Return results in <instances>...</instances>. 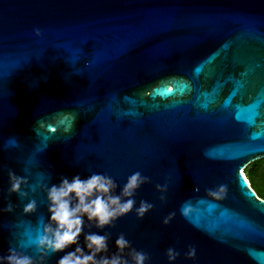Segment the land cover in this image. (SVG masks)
I'll return each mask as SVG.
<instances>
[{
	"label": "water",
	"instance_id": "obj_1",
	"mask_svg": "<svg viewBox=\"0 0 264 264\" xmlns=\"http://www.w3.org/2000/svg\"><path fill=\"white\" fill-rule=\"evenodd\" d=\"M261 158L264 0H0V209L8 170L28 179L0 212V255H36L41 184L99 172L122 186L139 171L137 206L154 207L105 229L110 251L123 233L150 264L169 247L175 264H264V199L244 173Z\"/></svg>",
	"mask_w": 264,
	"mask_h": 264
},
{
	"label": "clouds",
	"instance_id": "obj_2",
	"mask_svg": "<svg viewBox=\"0 0 264 264\" xmlns=\"http://www.w3.org/2000/svg\"><path fill=\"white\" fill-rule=\"evenodd\" d=\"M39 34V30H36V35ZM70 131L71 128L66 133ZM16 146L15 138H9L3 144L4 148ZM7 177L6 205L0 212L11 213L14 205L7 197L16 194L21 199H27L28 192L24 186L28 184V179L11 170H8ZM148 183L150 178L137 171L127 176L122 186L107 173L99 172L85 177L80 174L71 178L61 176L58 183L41 184L47 201L48 218L30 243L25 245L34 247L36 255L9 247L5 254L0 255V264H46L49 255L58 253L62 255L56 264H150L149 254L133 247L123 233L117 235L114 241L115 251H110V233L104 231L114 228L118 220L132 212H135L137 219H142L154 207L144 200H140L137 206L136 193ZM155 187L161 193L159 200L165 202L167 183ZM206 195L212 200L222 199L226 195V187L220 185L214 190H207ZM36 211V201L28 200L23 213L28 215ZM169 219L165 217L163 223L167 225ZM165 255L168 264H175L180 252L169 247ZM184 258L195 260L194 246L188 247Z\"/></svg>",
	"mask_w": 264,
	"mask_h": 264
},
{
	"label": "rangeland",
	"instance_id": "obj_3",
	"mask_svg": "<svg viewBox=\"0 0 264 264\" xmlns=\"http://www.w3.org/2000/svg\"><path fill=\"white\" fill-rule=\"evenodd\" d=\"M244 173L252 177L251 180L255 190L259 195L264 196V158L258 159L249 164L244 169Z\"/></svg>",
	"mask_w": 264,
	"mask_h": 264
},
{
	"label": "trees",
	"instance_id": "obj_4",
	"mask_svg": "<svg viewBox=\"0 0 264 264\" xmlns=\"http://www.w3.org/2000/svg\"><path fill=\"white\" fill-rule=\"evenodd\" d=\"M253 176V175H252ZM247 178H248V180L250 181V184H251V186H252V188H254L255 189V187L253 186V182H252V180H251V178L252 177H250V176H248L247 175ZM257 192V191H256ZM259 195V194H258ZM261 198H263L264 199V196L263 195H259Z\"/></svg>",
	"mask_w": 264,
	"mask_h": 264
},
{
	"label": "bare ground",
	"instance_id": "obj_5",
	"mask_svg": "<svg viewBox=\"0 0 264 264\" xmlns=\"http://www.w3.org/2000/svg\"><path fill=\"white\" fill-rule=\"evenodd\" d=\"M245 175H246V173H245ZM246 177H247V175H246ZM250 182V181H249Z\"/></svg>",
	"mask_w": 264,
	"mask_h": 264
},
{
	"label": "built area",
	"instance_id": "obj_6",
	"mask_svg": "<svg viewBox=\"0 0 264 264\" xmlns=\"http://www.w3.org/2000/svg\"><path fill=\"white\" fill-rule=\"evenodd\" d=\"M249 185L251 186V184L249 183Z\"/></svg>",
	"mask_w": 264,
	"mask_h": 264
}]
</instances>
